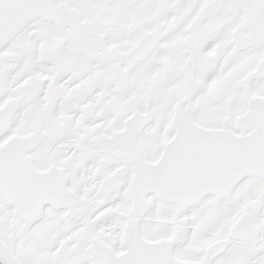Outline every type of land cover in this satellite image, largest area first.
I'll list each match as a JSON object with an SVG mask.
<instances>
[{
  "label": "snow or ice",
  "instance_id": "snow-or-ice-1",
  "mask_svg": "<svg viewBox=\"0 0 264 264\" xmlns=\"http://www.w3.org/2000/svg\"><path fill=\"white\" fill-rule=\"evenodd\" d=\"M0 264H264V0H0Z\"/></svg>",
  "mask_w": 264,
  "mask_h": 264
}]
</instances>
